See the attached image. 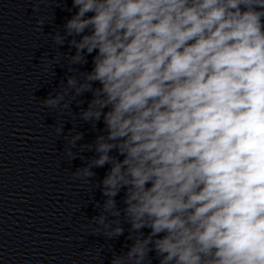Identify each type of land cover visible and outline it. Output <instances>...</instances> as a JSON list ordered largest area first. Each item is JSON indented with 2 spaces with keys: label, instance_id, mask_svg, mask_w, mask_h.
I'll list each match as a JSON object with an SVG mask.
<instances>
[{
  "label": "clouds",
  "instance_id": "1",
  "mask_svg": "<svg viewBox=\"0 0 264 264\" xmlns=\"http://www.w3.org/2000/svg\"><path fill=\"white\" fill-rule=\"evenodd\" d=\"M72 7L52 39L71 37V63L91 56L92 68L42 103L69 107V90L92 95L80 118L104 128L84 145L95 155L73 178L109 166L93 220L115 238L123 215L132 241L110 264H146L150 252L159 264H264V0Z\"/></svg>",
  "mask_w": 264,
  "mask_h": 264
}]
</instances>
